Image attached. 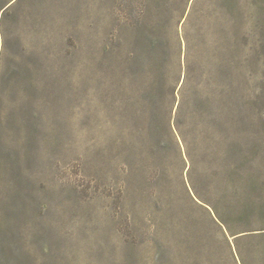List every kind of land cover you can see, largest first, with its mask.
<instances>
[{
  "label": "rangeland",
  "instance_id": "obj_1",
  "mask_svg": "<svg viewBox=\"0 0 264 264\" xmlns=\"http://www.w3.org/2000/svg\"><path fill=\"white\" fill-rule=\"evenodd\" d=\"M0 264H264V0H0Z\"/></svg>",
  "mask_w": 264,
  "mask_h": 264
}]
</instances>
